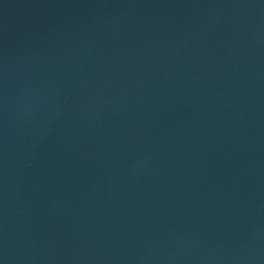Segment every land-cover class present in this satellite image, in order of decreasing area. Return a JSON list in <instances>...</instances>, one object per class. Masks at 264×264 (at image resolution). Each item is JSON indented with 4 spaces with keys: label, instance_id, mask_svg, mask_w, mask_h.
Returning <instances> with one entry per match:
<instances>
[{
    "label": "water",
    "instance_id": "water-1",
    "mask_svg": "<svg viewBox=\"0 0 264 264\" xmlns=\"http://www.w3.org/2000/svg\"><path fill=\"white\" fill-rule=\"evenodd\" d=\"M0 264H264V0H0Z\"/></svg>",
    "mask_w": 264,
    "mask_h": 264
}]
</instances>
